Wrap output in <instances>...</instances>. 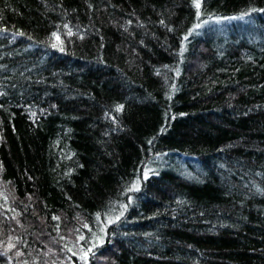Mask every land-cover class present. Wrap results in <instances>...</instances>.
Segmentation results:
<instances>
[{
    "label": "trees",
    "instance_id": "obj_1",
    "mask_svg": "<svg viewBox=\"0 0 264 264\" xmlns=\"http://www.w3.org/2000/svg\"><path fill=\"white\" fill-rule=\"evenodd\" d=\"M0 264H264V0H0Z\"/></svg>",
    "mask_w": 264,
    "mask_h": 264
},
{
    "label": "rangeland",
    "instance_id": "obj_2",
    "mask_svg": "<svg viewBox=\"0 0 264 264\" xmlns=\"http://www.w3.org/2000/svg\"><path fill=\"white\" fill-rule=\"evenodd\" d=\"M231 20L232 19H230V18H215V19L205 20V21H202L200 24H198L195 27V31H199V29L204 27V26H205V28L206 27L207 28L213 27L214 29L220 31L223 29V27L226 25V23L230 22ZM248 26H249V24L246 22L245 29H247ZM161 156H164V158L161 161H160L161 158L156 159V161L160 164H162V161L163 162L167 161V156H165L164 154H162ZM168 162H171V163L173 162L177 168L178 174H180L181 176H184V177H187V175L191 177L193 175V173L190 171L191 168H189V165L195 167L198 163L196 158L191 157V156H185V155H179V156L171 157V158L168 157ZM152 173H154L152 168H149L148 170H146L144 172V175L148 176Z\"/></svg>",
    "mask_w": 264,
    "mask_h": 264
},
{
    "label": "snow or ice",
    "instance_id": "obj_3",
    "mask_svg": "<svg viewBox=\"0 0 264 264\" xmlns=\"http://www.w3.org/2000/svg\"><path fill=\"white\" fill-rule=\"evenodd\" d=\"M197 7H199V4H197Z\"/></svg>",
    "mask_w": 264,
    "mask_h": 264
}]
</instances>
